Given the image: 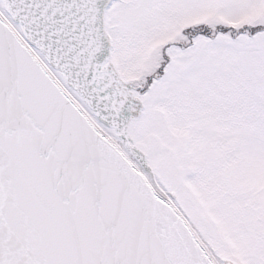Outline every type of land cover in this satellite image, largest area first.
<instances>
[{"label":"snow or ice","instance_id":"snow-or-ice-1","mask_svg":"<svg viewBox=\"0 0 264 264\" xmlns=\"http://www.w3.org/2000/svg\"><path fill=\"white\" fill-rule=\"evenodd\" d=\"M0 264H264V0H0Z\"/></svg>","mask_w":264,"mask_h":264}]
</instances>
